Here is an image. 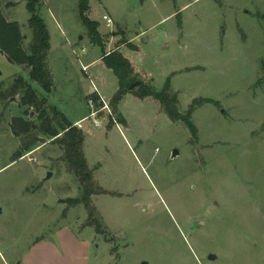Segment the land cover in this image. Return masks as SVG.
Instances as JSON below:
<instances>
[{"label": "rangeland", "instance_id": "1", "mask_svg": "<svg viewBox=\"0 0 264 264\" xmlns=\"http://www.w3.org/2000/svg\"><path fill=\"white\" fill-rule=\"evenodd\" d=\"M77 6L42 0L37 10L50 37L51 92L0 49V94L22 78L69 123L82 120L104 233L69 205L78 184L53 139L39 134L44 142L23 151L28 139L13 121H40L19 93L0 100V264H264V0H89L101 46ZM0 13L20 26L26 50V1L0 0ZM113 50L138 81L168 87L181 118L131 92L113 108L118 83L102 63ZM91 81L95 108L107 106L99 127L88 118Z\"/></svg>", "mask_w": 264, "mask_h": 264}, {"label": "trees", "instance_id": "2", "mask_svg": "<svg viewBox=\"0 0 264 264\" xmlns=\"http://www.w3.org/2000/svg\"><path fill=\"white\" fill-rule=\"evenodd\" d=\"M26 10L30 17L28 27L31 31V39L28 47L23 49V36L20 26L16 23L6 22L0 13V49L5 53L11 63L26 65L29 68V81L37 83L45 93L53 89V80L47 65V56L50 50V37L43 20L38 16L37 10L42 0H25ZM78 17L83 26L89 31L93 44H102L97 31V24L89 20L86 13L89 10V0H78ZM104 67L110 70L117 79L118 90L112 99V107L122 100L127 93H133L140 99L151 97L157 100L167 115L173 119L181 116L176 110V98L170 96L168 87L157 92L150 86L138 81L137 72L130 61L117 50L102 55ZM135 82H139L137 92L129 90ZM21 94L20 104L23 107L32 108L38 113L39 125L29 120L15 119L12 128L16 135L25 136L28 141L24 144L23 151H29L36 143L38 135L42 134L53 139V144L60 147L63 152L62 161L67 167L68 174L74 177L78 184L80 196L69 199L71 206H83L87 213V226L94 228L96 234L104 233L103 225L93 205V198L102 194L101 188L95 183L92 171L88 168L83 152L84 134L81 130L69 123L65 117L55 108L48 106L45 98L39 99L31 89L30 84L22 78H18L12 88L6 94H0V100ZM185 119V118H184ZM187 121V120H186ZM190 129L192 126L187 122Z\"/></svg>", "mask_w": 264, "mask_h": 264}, {"label": "built area", "instance_id": "3", "mask_svg": "<svg viewBox=\"0 0 264 264\" xmlns=\"http://www.w3.org/2000/svg\"><path fill=\"white\" fill-rule=\"evenodd\" d=\"M103 20H105V22H106V25H107V27H109L111 24H112V21H111V19L109 18V17H107V16H104L103 17ZM85 52V50L84 49H82L81 50V53H84ZM80 62V61H79ZM82 66V65H81ZM87 70H88V66H82V71L83 72H87ZM88 79H90V78H88ZM90 84H91V88H92V92H90V94L88 95V99H87V105H88V107H89V109H90V114H89V117L88 118H90V119H92V121H93V124L95 125V126H97V127H99V115H100V113L102 112V111H104L105 109H107V106L104 104L103 106H101V108H95V104H94V100H92V95H97V89H96V87H95V85H94V83L91 81L90 82ZM99 102H101V100L99 101ZM109 115V114H108ZM81 122L82 121H80V122H78L76 125H75V127H77V128H79V129H81Z\"/></svg>", "mask_w": 264, "mask_h": 264}, {"label": "water", "instance_id": "4", "mask_svg": "<svg viewBox=\"0 0 264 264\" xmlns=\"http://www.w3.org/2000/svg\"><path fill=\"white\" fill-rule=\"evenodd\" d=\"M138 87H139V82H135L134 84H132V85L129 87V90H130V91H131V90H134L135 92H137L138 89H139ZM11 101H13V99H11ZM38 140H39V142H41V143L44 142V139H38ZM178 155H179L178 151H177V150H174V151L172 152V154H171L170 159H174V158L177 157ZM50 176H51V173H47V174H46V178H45V180L49 179ZM61 202H63V201H61ZM209 259L212 260V259H214V258H213L212 256H210Z\"/></svg>", "mask_w": 264, "mask_h": 264}, {"label": "crops", "instance_id": "5", "mask_svg": "<svg viewBox=\"0 0 264 264\" xmlns=\"http://www.w3.org/2000/svg\"><path fill=\"white\" fill-rule=\"evenodd\" d=\"M79 60V59H78ZM97 63V61H94V62H92V63H89V64H87V65H91V66H94L95 64ZM104 71H108L109 72V70H106V69H104ZM102 73V72H101ZM101 73H99V75H101L102 77H103V75L105 76V74H101ZM111 73V72H110ZM102 79V78H101ZM100 79V81L102 82L103 81V83H104V79H106L105 77H103V79L101 80ZM82 121V120H81ZM78 122H80V121H77V122H75L73 125H76ZM82 129V128H81ZM68 234H70V232L68 231Z\"/></svg>", "mask_w": 264, "mask_h": 264}]
</instances>
